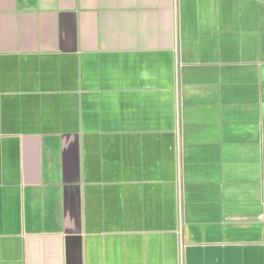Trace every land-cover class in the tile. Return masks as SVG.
Returning <instances> with one entry per match:
<instances>
[{"label":"crops","instance_id":"obj_1","mask_svg":"<svg viewBox=\"0 0 264 264\" xmlns=\"http://www.w3.org/2000/svg\"><path fill=\"white\" fill-rule=\"evenodd\" d=\"M0 264H264V0H0Z\"/></svg>","mask_w":264,"mask_h":264}]
</instances>
